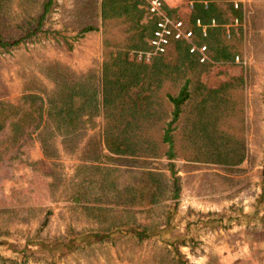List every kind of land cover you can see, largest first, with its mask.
Segmentation results:
<instances>
[{
    "label": "rangeland",
    "instance_id": "rangeland-1",
    "mask_svg": "<svg viewBox=\"0 0 264 264\" xmlns=\"http://www.w3.org/2000/svg\"><path fill=\"white\" fill-rule=\"evenodd\" d=\"M43 1L2 0L0 35L37 17ZM100 1L56 0L47 32L0 50V101L27 115L18 131L16 119L0 117V264H264V0H216L242 7V22L230 20L224 39L244 64L215 62L201 76L210 89L242 79L223 129L244 139L246 158L230 168L178 157V192L164 157L109 155L100 114L67 149L51 127L56 154L40 150L54 79L97 85L103 42L125 37L120 21L102 26ZM160 1L186 20L192 0ZM87 26L98 30L79 37ZM24 95L39 100L24 103ZM144 231L152 237L138 240ZM98 233L110 237L96 241ZM69 239L78 244L72 250L54 243Z\"/></svg>",
    "mask_w": 264,
    "mask_h": 264
},
{
    "label": "trees",
    "instance_id": "trees-1",
    "mask_svg": "<svg viewBox=\"0 0 264 264\" xmlns=\"http://www.w3.org/2000/svg\"><path fill=\"white\" fill-rule=\"evenodd\" d=\"M0 0V9H1ZM56 0H44L37 17H28L22 24L14 26L15 34L0 35V50L19 47L41 33L47 15ZM164 9L170 16L178 18L175 9ZM241 5L234 8L229 3L216 0H192L186 18L187 26L195 29L200 20L209 25L207 35L197 42L205 44L210 61L199 63L188 53L182 42H173L166 54L150 62L136 61L133 51L147 48L154 22L147 18L145 0H101L100 20L103 27L109 22L120 21L125 37L120 43L103 42V59L98 84L88 78L64 77L54 79L53 92L46 93L48 106L46 120L37 140L45 157L56 154L55 140L48 133L51 127L63 135L61 144H77L85 131L86 120L100 114L103 123L101 139L104 150L115 157L158 159L169 161L168 168L178 192L175 159L182 158L191 163L237 167L246 158L243 138L235 137L223 127L233 117L236 103L233 93L242 85V79L207 88L201 76L210 70L212 63H231L235 52L225 42V26L229 21L242 22ZM98 29L87 26L79 30L78 36ZM24 103L39 100V97L24 95ZM16 119L13 126L23 130L21 124L27 117L22 107L8 101H0V117L4 114ZM4 126L0 122V132ZM21 128V129H20ZM65 135V137H64ZM152 232L136 233L138 240L149 239ZM96 241L108 240L109 234H93ZM67 250L78 244L75 239L54 241Z\"/></svg>",
    "mask_w": 264,
    "mask_h": 264
},
{
    "label": "built area",
    "instance_id": "built-area-1",
    "mask_svg": "<svg viewBox=\"0 0 264 264\" xmlns=\"http://www.w3.org/2000/svg\"><path fill=\"white\" fill-rule=\"evenodd\" d=\"M145 2L147 18L154 22V27L147 41V48L131 53L136 61L148 63L153 58L166 54L173 42L184 43L188 48V53L196 56L199 63L203 64L210 61L207 46L198 43L197 40L206 37L207 28L215 25L214 20L209 25L196 20L195 29H192L187 26V20L179 17L174 18L167 14L164 3L160 0H147ZM234 61L244 64L238 56L234 58Z\"/></svg>",
    "mask_w": 264,
    "mask_h": 264
}]
</instances>
